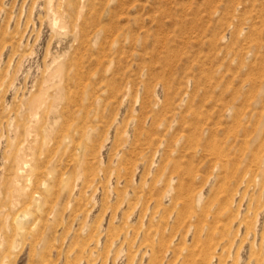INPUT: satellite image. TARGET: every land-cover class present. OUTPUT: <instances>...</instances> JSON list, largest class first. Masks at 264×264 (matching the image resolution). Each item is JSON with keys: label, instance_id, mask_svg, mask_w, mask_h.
<instances>
[{"label": "rangeland", "instance_id": "374dc122", "mask_svg": "<svg viewBox=\"0 0 264 264\" xmlns=\"http://www.w3.org/2000/svg\"><path fill=\"white\" fill-rule=\"evenodd\" d=\"M263 158L264 0H0V264H264Z\"/></svg>", "mask_w": 264, "mask_h": 264}, {"label": "bare ground", "instance_id": "6f19581e", "mask_svg": "<svg viewBox=\"0 0 264 264\" xmlns=\"http://www.w3.org/2000/svg\"><path fill=\"white\" fill-rule=\"evenodd\" d=\"M64 71H65V70H64ZM64 71H63V72H64ZM67 71H68V70H67ZM63 72H62V73H63ZM49 73H50V72H49ZM73 73H75V71H74ZM69 75H70V74H69ZM62 76H63V75H62ZM65 76H66V75H65ZM50 77H51V76H50ZM66 78H67V77H66ZM49 80H50V79H49ZM65 81H66V80H65ZM66 84H67V83H66ZM39 102H40V101H39ZM37 107H38V106H37ZM62 111H63V110H62ZM58 114H59V113H58ZM56 116H57V115H56ZM50 124H51V123H50ZM54 125H55V124H54ZM56 125H57V124H56ZM57 126H58V125H57ZM50 130H51V129H50ZM203 131H204V130H203ZM37 134H38V133H37ZM49 136H50V135H49ZM42 137H43V136H42ZM61 148H62V147H61ZM23 154H24V153H21V156H22ZM24 155H25V154H24ZM26 156H27V154H26ZM23 157H25V156H23ZM19 158H20V157H19ZM19 158H18V159H19ZM21 158H22V157H21ZM21 158H20V160H22ZM24 159H25V158H24ZM263 159H264V158H263ZM263 159H262V160H263ZM26 160H27V157H26ZM30 161H31V160H29V163H30ZM37 161H38V160H37ZM21 162H22L21 164H23V166H26V164H27V163H25L26 161H25V162L21 161ZM21 164H20V166H21ZM22 168H23V167H22ZM19 169H20V168H19ZM24 172H25V171H24ZM25 177H26V175H25ZM25 177H24V178H25ZM26 178H28V177H26ZM37 179H38V178H37ZM82 179H83V178H82ZM24 180L26 181V179H24ZM157 182H158V181H157ZM13 187H14V186H13ZM26 187H27V185H26ZM59 188H60V187H59ZM17 190H18V189H17ZM168 191H169V189H168ZM16 192H17V191H16ZM19 192H22V191H19ZM167 194H168V193H167ZM22 197H23V196H22ZM21 200H22V199H21ZM19 201H20V200H19ZM20 202H21V201H20ZM198 214H199V213H198ZM147 251H148V250H147Z\"/></svg>", "mask_w": 264, "mask_h": 264}]
</instances>
